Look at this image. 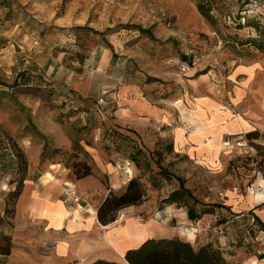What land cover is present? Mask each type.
Returning <instances> with one entry per match:
<instances>
[{
  "label": "rangeland",
  "instance_id": "1",
  "mask_svg": "<svg viewBox=\"0 0 264 264\" xmlns=\"http://www.w3.org/2000/svg\"><path fill=\"white\" fill-rule=\"evenodd\" d=\"M254 41L264 46V0H4L0 250L4 237L13 242L14 201L5 199L20 176L16 152L27 170L38 155L40 171L49 163L67 168L63 152L72 154L91 164L107 189L110 176L97 172L92 159L100 152L115 175H126L113 191L122 192L132 178L145 188L141 203L116 221L155 220L185 242L190 238L179 228L192 225L199 232L193 246L211 244L228 264H264V231L252 219L264 224V199H256L264 195V49ZM133 84L145 99H156L140 100L161 116L148 121L127 111L139 104L124 90ZM166 111L170 125H161ZM118 112L131 123L124 126ZM216 124L222 135L209 145ZM62 132L71 133L69 149L57 146ZM74 142L82 151L72 152ZM160 168L182 179L188 207L162 202L179 182L165 179ZM101 200L91 202L95 210ZM188 208L210 213L190 220Z\"/></svg>",
  "mask_w": 264,
  "mask_h": 264
},
{
  "label": "crops",
  "instance_id": "2",
  "mask_svg": "<svg viewBox=\"0 0 264 264\" xmlns=\"http://www.w3.org/2000/svg\"><path fill=\"white\" fill-rule=\"evenodd\" d=\"M126 89L133 96V101L139 103L127 107L133 116L138 111L151 121L162 115L155 106L142 104L140 99H145V95L140 85L133 84ZM147 99L150 102L156 100L149 94L145 102ZM81 112L85 114V111ZM124 113L118 112V119L126 126L131 122ZM165 114L164 121L160 123L170 125L166 118L169 117L167 111ZM82 119V125H86ZM79 121L62 124H67L66 128L76 127ZM220 126L216 124L210 127L211 130L206 128L214 136L209 145L216 144L218 138L215 137L222 135ZM43 127L49 128L46 124ZM44 133L49 135L46 130ZM70 136L69 132L59 134L56 138L57 146L69 149ZM181 146L185 147V144ZM92 157L95 170L110 176L111 189L116 190L124 185L125 174L115 175L117 168L105 161L100 152L93 153ZM35 158L27 170L21 194L15 203L12 232L14 246L0 264H89L97 259L123 261L127 250L138 247L147 239L177 236L162 223L155 220L141 221L135 217L115 221L107 226L101 225L94 205L91 204L95 198L103 199L106 196L103 192L107 194L100 180L94 175L77 179L61 163H49L40 171L37 169L38 155ZM71 190L74 191L73 195L69 193ZM90 210L95 213L92 214ZM125 242L131 244L123 245Z\"/></svg>",
  "mask_w": 264,
  "mask_h": 264
},
{
  "label": "trees",
  "instance_id": "3",
  "mask_svg": "<svg viewBox=\"0 0 264 264\" xmlns=\"http://www.w3.org/2000/svg\"><path fill=\"white\" fill-rule=\"evenodd\" d=\"M4 0H0V6L3 4ZM197 9L199 13L205 17H209V9L204 4H198ZM144 33V30L138 28ZM250 42V41H249ZM255 46L258 49L263 50V44H258L254 41ZM250 136V134H248ZM172 150V147L170 146ZM82 151L79 142L73 143L72 152ZM54 152H61L60 149H55ZM68 157L67 168H69L77 179H82L87 176L94 175L93 167L86 160H77V158L66 152H63ZM17 158V169L16 172L19 176L18 180L15 182V186L12 191H10L5 199V202L13 200L14 207L13 212L15 213V203L21 194L23 184L25 181L24 175L27 174V162L24 158V154L20 151L16 152V155H11ZM46 156V144L41 152V157ZM160 175L165 179L174 178L179 182V187L173 190L167 198L163 199V203H184L188 207V196L190 194L187 190L183 181L179 177L172 176L165 169L160 168ZM108 195H106L98 204L96 208V217L98 222L107 226L116 221L117 214L127 207L137 205L141 203L143 197L145 196V188L143 183L137 178H132L125 189L116 193L111 188H107ZM210 212H203L200 216L194 213V210L188 208L187 216L190 220H195L200 218L203 214ZM252 219L260 225V229L264 231V224L256 217L252 216ZM7 246L0 250V255L6 257L9 255L10 250L13 248L14 244L11 242L9 237H4ZM11 244L13 245L11 247ZM264 257V256H262ZM89 264H228L225 260L222 252L214 248L211 244L203 246H193L192 242H185L179 237L171 238H151L143 241L138 247L134 249L127 250L124 254L123 261H108L105 259H97Z\"/></svg>",
  "mask_w": 264,
  "mask_h": 264
},
{
  "label": "built area",
  "instance_id": "4",
  "mask_svg": "<svg viewBox=\"0 0 264 264\" xmlns=\"http://www.w3.org/2000/svg\"><path fill=\"white\" fill-rule=\"evenodd\" d=\"M182 70H183V68H182ZM69 193L71 195H73L74 191L71 190V191H69ZM118 215H120V219L125 217V213H123V212H120ZM179 230L181 232V235H185V236H188L189 233H192L193 234V241L195 240L196 235L199 233L198 232V228L197 227H193L192 225H187V226H183L182 225V226H180ZM191 240L192 239H189V242H191Z\"/></svg>",
  "mask_w": 264,
  "mask_h": 264
},
{
  "label": "bare ground",
  "instance_id": "5",
  "mask_svg": "<svg viewBox=\"0 0 264 264\" xmlns=\"http://www.w3.org/2000/svg\"><path fill=\"white\" fill-rule=\"evenodd\" d=\"M200 130V129H199ZM47 178H50V175H47L46 176ZM256 199H264V195H260V194H257L256 195ZM91 211V213L92 214H94L95 213V211L94 210H90ZM142 237V236H141ZM188 237L190 238V239H193V234L192 233H189V235H188ZM129 244H131V243H129V242H125L123 245H129ZM123 245H122V247H123Z\"/></svg>",
  "mask_w": 264,
  "mask_h": 264
}]
</instances>
